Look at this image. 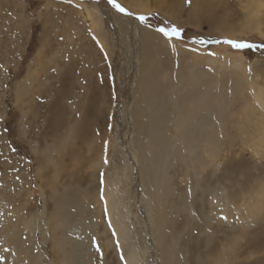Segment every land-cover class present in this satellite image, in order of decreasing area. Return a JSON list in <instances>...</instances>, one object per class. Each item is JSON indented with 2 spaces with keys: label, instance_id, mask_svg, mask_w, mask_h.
<instances>
[{
  "label": "rangeland",
  "instance_id": "obj_1",
  "mask_svg": "<svg viewBox=\"0 0 264 264\" xmlns=\"http://www.w3.org/2000/svg\"><path fill=\"white\" fill-rule=\"evenodd\" d=\"M118 2L0 0V264H264V0Z\"/></svg>",
  "mask_w": 264,
  "mask_h": 264
},
{
  "label": "bare ground",
  "instance_id": "obj_2",
  "mask_svg": "<svg viewBox=\"0 0 264 264\" xmlns=\"http://www.w3.org/2000/svg\"><path fill=\"white\" fill-rule=\"evenodd\" d=\"M98 13V12H97ZM95 14V13H94ZM97 15V14H95ZM105 16V15H104ZM109 16V15H108ZM97 17V16H96ZM98 20V19H97ZM100 21V20H99ZM97 22V21H95ZM101 24V22H100ZM102 25V24H101ZM99 27L97 29H100V25H98ZM115 26V24H114ZM116 27V26H115ZM146 36V35H145ZM192 99L194 101V106H195V109H197L199 106L202 107V102H203V97L201 95L200 92H196L194 91L193 94H192ZM193 106V105H191ZM193 106V107H194ZM152 106H150L151 108ZM152 109V108H151ZM202 110V109H201ZM205 110V109H203ZM198 111V110H196ZM194 114V112H192ZM197 113V112H196ZM200 113V112H199ZM202 113V112H201ZM153 114V112H152ZM188 116V115H187ZM179 117L181 118V114H179ZM185 117H183L184 119ZM182 119V121H183ZM207 118H205L206 120ZM185 121V119H184ZM183 121V125L186 123ZM190 122V120H189ZM188 122V123H189ZM198 122V121H197ZM182 123V122H181ZM152 125H153V122H152ZM204 126H206V124H203ZM208 125V124H207ZM203 126V127H204ZM149 127V126H148ZM157 128L156 125H154L153 127H151L149 130H151L150 132H153L154 133V129ZM198 128L199 130H201V125L199 126L198 125ZM184 129V128H183ZM185 130V129H184ZM204 130V129H203ZM195 132V131H194ZM197 132V131H196ZM201 132V131H200ZM211 134V133H210ZM141 137V136H140ZM143 138V137H142ZM126 150V149H125ZM133 155V153H132ZM137 156V155H136ZM136 156H133L132 157V161L134 163V168H137V172H138V178L142 181H143V172L141 170H139V167H140V160L136 158ZM160 157V156H159ZM158 158V157H157ZM152 162V161H151ZM154 163V161H153ZM135 170V169H134ZM151 174V173H150ZM154 177V176H153ZM156 178V177H155ZM143 186V185H142ZM145 188V187H144ZM143 189V188H142ZM148 188H145V192L146 194H148ZM144 190V189H143ZM144 193V192H143ZM141 194L140 196V199H139V204L141 206V204H145L143 207H144V215L146 217V226H147V230H149V238H150V241L152 243V246H156L158 243L156 242L157 241V225L156 224V221L154 220V217L152 215V207H151V204L147 203L146 200L144 199L145 196L144 194ZM111 195L113 196V194L111 193ZM214 197V196H213ZM112 202H110L111 204ZM217 205V204H216ZM111 207V219L113 220V226L115 228V231L116 233L118 234L119 238L121 239V241L123 242L124 246L127 247L128 249V254L126 255V264H140L139 263V259L135 253V251L133 250V247H131V241H129V238H127L125 235H126V232L124 230V224L126 223V214L124 213V211L120 208V206L118 205V203L115 201L112 203V206ZM60 208H61V211L64 210L65 208H67V203L65 202H62V204H60ZM156 208V207H155ZM156 210V209H155ZM154 210V212H155ZM161 238V237H160ZM159 241V240H158ZM167 247V246H166ZM159 249V248H158ZM155 250V249H154ZM156 251V250H155ZM171 252V251H170ZM169 250L168 249H165V254H170ZM161 254V253H160ZM174 254V253H173ZM78 255V258L80 260V257H79V254ZM67 256V255H66ZM168 256V255H167ZM76 257V256H75ZM74 255L73 254H70L69 256V259L67 258L66 259V264H80V262L78 263L75 259ZM161 258V257H160ZM164 260V259H163ZM162 261V260H161ZM169 261H171V258H166V261L164 262V264H171ZM146 262V261H145ZM172 262V261H171ZM142 264V263H141ZM147 264V263H146ZM163 264V263H161Z\"/></svg>",
  "mask_w": 264,
  "mask_h": 264
},
{
  "label": "snow or ice",
  "instance_id": "obj_3",
  "mask_svg": "<svg viewBox=\"0 0 264 264\" xmlns=\"http://www.w3.org/2000/svg\"><path fill=\"white\" fill-rule=\"evenodd\" d=\"M108 3L117 11L120 13H123L125 15H132V13L126 8L124 7L121 3L118 2V0H108ZM139 21L141 23L146 22L147 21V16L145 15H140L138 17ZM159 32H161L165 37L171 38L172 36H176L179 37L181 35V30L176 28V27H172L171 29H166V28H160L158 29ZM201 43H203V41H200ZM226 43L230 44L232 47L236 48V49H244V48H252L254 47L253 44L248 43V42H240V41H232V40H228L226 41ZM262 47H264V45H261ZM105 163H107V159L105 158ZM223 219H227V217H222ZM0 259H2V257H0ZM121 259H123V255L121 254ZM126 264V262H125Z\"/></svg>",
  "mask_w": 264,
  "mask_h": 264
},
{
  "label": "water",
  "instance_id": "obj_4",
  "mask_svg": "<svg viewBox=\"0 0 264 264\" xmlns=\"http://www.w3.org/2000/svg\"><path fill=\"white\" fill-rule=\"evenodd\" d=\"M93 1H96V2H98V0H93Z\"/></svg>",
  "mask_w": 264,
  "mask_h": 264
}]
</instances>
